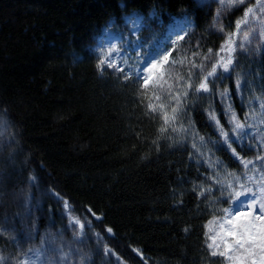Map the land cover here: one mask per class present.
I'll use <instances>...</instances> for the list:
<instances>
[{
	"label": "trees",
	"instance_id": "1",
	"mask_svg": "<svg viewBox=\"0 0 264 264\" xmlns=\"http://www.w3.org/2000/svg\"><path fill=\"white\" fill-rule=\"evenodd\" d=\"M251 3L213 30L214 7L196 0H0V264L68 232L53 190L127 264H226L209 224L264 171V49L197 88ZM135 14L189 23L148 84L101 64L99 41L128 34Z\"/></svg>",
	"mask_w": 264,
	"mask_h": 264
},
{
	"label": "rangeland",
	"instance_id": "2",
	"mask_svg": "<svg viewBox=\"0 0 264 264\" xmlns=\"http://www.w3.org/2000/svg\"><path fill=\"white\" fill-rule=\"evenodd\" d=\"M196 1L214 7L211 28L220 30L223 16L231 8L222 7L220 0ZM248 1L252 2L248 7L257 4V0H245V2ZM261 3H264V0H261ZM152 20L156 25L152 23ZM127 22L130 27L128 34L102 38L99 41V46L106 50L108 63H114L117 69H122L126 74L136 76L144 82L147 81L148 84L157 73L163 70L170 57L173 44L187 34L189 23L186 18L175 17L173 22L164 28L162 19L156 17L155 14H151L150 19L138 14L129 15ZM244 32H249L248 40L243 39ZM262 32H264V11L257 7L256 18L253 19L250 15L248 24H241L230 43L227 40L220 47L215 68L224 69L221 65L227 63L229 58L233 62L234 54L238 51L259 54L264 49ZM241 44H243L242 48L240 47ZM110 52L111 55L109 56ZM165 57H167V61L164 60ZM52 193L61 202L67 220L68 232L43 233L37 241L29 246L16 264H92L90 248L88 249L90 246L88 241L90 240L93 242V248L97 253V264H110V260L117 264H127L108 245L102 243L99 233L93 230L92 223L86 218L79 217L67 199L59 196L54 190ZM241 211H248V209H241ZM254 214H258V209ZM93 217L99 219L97 215H93ZM227 219H232V216L227 217ZM209 225L208 244L213 243L210 239L213 236L217 237L216 243L220 244L218 250H211L225 251V246L220 243L219 234L229 228L227 220L225 218H213ZM108 233L112 234V231L108 230ZM231 240L232 238L228 237L229 243ZM232 254L236 255L235 252ZM254 258L256 260L261 258L258 250ZM226 264H230V262L226 260ZM248 264H251V258L248 259Z\"/></svg>",
	"mask_w": 264,
	"mask_h": 264
},
{
	"label": "snow or ice",
	"instance_id": "3",
	"mask_svg": "<svg viewBox=\"0 0 264 264\" xmlns=\"http://www.w3.org/2000/svg\"><path fill=\"white\" fill-rule=\"evenodd\" d=\"M220 3L222 7L233 8L243 5L245 0H220ZM257 7H259L261 11H264V3H261V0H257V4L253 7L246 8L243 18L240 21H237V30L240 29L241 24H248L250 15L253 19L256 18ZM261 34L264 35V32ZM243 39H249V32H244ZM230 41L231 34L229 36L228 43H230ZM240 47L242 48L243 44H241ZM113 51H115V49H113ZM110 55L111 52L109 53V56ZM164 60L167 61V57H165ZM106 63L109 67H116L114 63H108L107 60L101 62L102 65ZM231 63L232 60L229 58L227 63L221 66L225 71H228L229 65ZM118 70L122 71V69ZM215 71L216 69L213 67L212 71L207 73V75L198 85L197 91H208V77L213 76ZM145 84H147V81H145ZM239 86L240 84L238 81L237 87ZM261 107L264 108V104H262ZM173 111H175V109ZM233 119H235V116H233ZM260 123L264 124V119H261ZM245 128L246 125L244 123L237 121L235 128L232 131L237 132V130H240L241 135H247V133L243 132ZM221 132L226 142L231 139L227 132H223V129H221ZM228 146L231 148V144ZM231 150L234 155H239L235 148H232ZM256 160L261 161L262 168H264V156H257ZM242 162L244 163L245 168H247L249 164L253 163L251 160H242ZM252 171L256 172L258 170L254 167ZM237 180H239V177H237ZM247 180L255 184L256 188L253 189L246 183L240 184L239 190H234L232 193H230V199L233 201L232 207L224 210L226 214L225 219L227 220L229 228L225 229L221 234H219V240L220 243L225 246L226 250L217 251L220 248V244L216 243V236L210 237L213 243L208 244L209 249H217L213 250L211 255H219L224 257L230 262V264H248L249 258H251V264H264V171H260L259 179H256L254 176H248ZM245 208H247L248 211H241V209ZM256 209H258V214H254ZM233 212L235 213L234 215ZM228 216H232V219H227ZM221 227H223V225H221ZM228 237L232 238L231 243H229ZM257 250L261 254V258L259 260L254 258L257 254ZM233 252H235L236 255H233ZM2 261L3 257H0V262Z\"/></svg>",
	"mask_w": 264,
	"mask_h": 264
},
{
	"label": "bare ground",
	"instance_id": "4",
	"mask_svg": "<svg viewBox=\"0 0 264 264\" xmlns=\"http://www.w3.org/2000/svg\"><path fill=\"white\" fill-rule=\"evenodd\" d=\"M60 196V195H59Z\"/></svg>",
	"mask_w": 264,
	"mask_h": 264
}]
</instances>
